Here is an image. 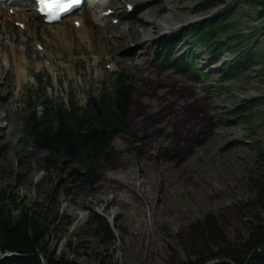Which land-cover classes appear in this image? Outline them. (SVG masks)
Returning a JSON list of instances; mask_svg holds the SVG:
<instances>
[{
	"label": "rangeland",
	"instance_id": "1",
	"mask_svg": "<svg viewBox=\"0 0 264 264\" xmlns=\"http://www.w3.org/2000/svg\"><path fill=\"white\" fill-rule=\"evenodd\" d=\"M108 1L104 0L107 11L103 12L109 15L111 22H116L118 17L107 7ZM206 1L128 0L120 11L125 15V21L140 16L144 19L148 10L155 13L163 9L159 16L173 22L168 33L166 30L155 33L154 44L143 66V79L139 78L135 67L142 58L137 54L139 44H134L130 51L111 54V60L103 50L87 51L86 47V53L71 49L51 55L50 39L40 34L33 40L39 42V50L37 46L36 50L44 53L41 50L45 48L48 53L40 59L33 54L34 61L28 67L22 87L19 86L16 63H1L0 55L4 70L0 86L7 83L6 93L11 94V101L3 102L0 108V188L9 186L13 194L29 198L31 203H40L51 195L55 203L49 204L50 209L74 220L66 230H51L46 239L50 252L56 251L57 256H65L76 264H154L153 258L157 261L155 264H191L198 255L208 258L210 249L217 251L212 242L191 230V226L203 221L206 215L212 214L219 220L223 233L221 241L233 247L248 240L253 226H264V18H260V7L251 0H215V6L197 10ZM229 4L238 7L231 17L234 25L229 28L230 33L244 34L243 44L258 46L247 65L239 71L231 69L236 56L225 38L220 40L223 48L212 60L206 50L193 44L185 35L193 26L225 11ZM28 9L26 12H33L31 5ZM174 10L180 15L174 16ZM142 12L144 14L140 15ZM84 13L83 9L67 22H78ZM20 19L27 22L23 16ZM167 45L171 54L179 56L177 59L189 57L186 62L190 67L187 68V63L180 65V62L174 63L176 60L167 59L164 54ZM96 56H99L98 60ZM120 75L133 88L131 119L118 130L112 142L106 145V152L95 162L96 181L84 179L85 167L79 162L68 161L50 167L45 162L49 152L41 150L26 132L28 94L33 95L31 106H42L48 98L58 105L73 102L84 108L89 97H100L105 88L113 90ZM148 76L154 77L155 83L151 89L142 92L138 83H146ZM166 77L175 79L174 87L169 86L171 82L160 86ZM187 82L201 86L197 87V92L202 96L212 93L215 101L222 105L214 118H204L201 107L194 103L190 93L179 90ZM155 90L162 93L154 95ZM157 112L162 113L168 134L176 133V146L165 154L175 155L182 145L177 156L180 159L178 165L187 160L188 167H194L198 174L191 181L181 178L177 171L168 174L174 189V194L167 198L170 207L159 213L156 223L151 222L150 212L147 216L151 223L150 238L162 258L156 250L152 256L136 260L133 249L140 246L134 243L132 233L139 228L143 217L131 212L117 216L118 208L106 210L105 205L97 204L91 194L105 182V175L117 166L115 163L121 157L117 143L122 136H131L132 144L146 143L144 154L155 152L159 147L155 137L140 134L139 127L134 125L144 119L150 128L151 115ZM38 116H43L42 108ZM228 131L234 135L230 137L226 134ZM191 141L192 148L189 147ZM199 179L206 185L197 184ZM143 182V179L138 182L139 187ZM90 212L106 217L114 230L115 227L121 229L122 233L115 230L117 240L114 245L106 246L94 235L89 226ZM19 215L20 209L15 208L13 216L18 218Z\"/></svg>",
	"mask_w": 264,
	"mask_h": 264
},
{
	"label": "trees",
	"instance_id": "2",
	"mask_svg": "<svg viewBox=\"0 0 264 264\" xmlns=\"http://www.w3.org/2000/svg\"><path fill=\"white\" fill-rule=\"evenodd\" d=\"M214 1L202 3L197 10L215 6ZM251 1L260 7V18H264V0ZM237 8L229 4L225 11L212 20L193 26L185 35L193 44L206 50L212 60L223 48L220 40L225 38L227 46L236 56L231 69L239 71L247 65L258 46L243 44L244 34L230 33L229 28L234 25L231 17ZM169 48L168 45L164 48L167 59L176 60L174 63L180 62V65L187 63V68L190 67L186 62L189 57L177 59L179 56L171 54ZM43 92L46 89L43 88ZM132 92V85L120 75L113 90L105 88L100 97H89L84 108L77 107L73 102L58 105L48 98L42 106H31L33 95L30 93L26 103L29 107L25 117L26 132L41 150L49 152L45 162L50 167L68 161L79 162L85 167L84 179L95 182V162L106 152V145L112 142L118 130L131 119ZM40 108L42 117L38 116ZM54 203L51 195L40 203H31L29 198L13 194L9 186L0 188V264H76L65 256H57L56 251H49L46 239L51 230L61 228L63 231L74 224L72 218L50 209L49 204ZM15 208L20 209L18 218L13 216ZM90 213L89 226L93 228L94 235L100 237L104 245H114L117 240L115 232L122 233L121 229L115 227V231L106 217ZM191 230L217 248V251L209 250L208 258L198 255L191 264L214 261H219L218 264H264V226H253L248 240L238 247L221 241L220 223L212 214L192 225Z\"/></svg>",
	"mask_w": 264,
	"mask_h": 264
},
{
	"label": "bare ground",
	"instance_id": "3",
	"mask_svg": "<svg viewBox=\"0 0 264 264\" xmlns=\"http://www.w3.org/2000/svg\"><path fill=\"white\" fill-rule=\"evenodd\" d=\"M127 2L128 0L108 1L107 7L113 9V15L118 17L116 22H111L110 17L104 14L103 11H107L104 9V0H97L84 7V16L78 22L71 24L67 22L69 19L67 18L63 19L61 23L48 25L35 12H26L28 3L22 0H0L1 63L8 62L10 65L13 62L16 63L19 86L22 87L26 81L28 67L33 64V54L36 55L37 59H40L48 53L45 48L41 50L45 54L40 53L38 51L39 42H33L40 34L43 38L50 39L53 46L51 55L56 52L63 54L64 51L71 49L76 53H86V50L97 52L101 49L104 55L109 56L108 60H111V54L130 51L134 48V44H139L140 51L137 54L142 58L135 67L139 72V78L143 79L145 70L143 66L146 65V55L150 53V48L154 44L155 33L162 30H166L168 33L172 30L173 22L168 18L159 16L160 12L164 11L163 9H158L155 13L148 10L144 19L140 16L125 21V15L120 11ZM144 13L142 12L140 15ZM172 13L174 16L180 15L175 10ZM22 16L26 18V23L20 19ZM57 40L60 42L59 44L56 42ZM36 46L38 50H36ZM27 57L30 59L29 61ZM98 59L99 56H96V60ZM3 74L4 70L0 65V77ZM146 79L147 81L143 85L138 83V88L142 92L151 89L155 83V78L152 76H148ZM174 81L173 77H166L160 86L170 82L169 86H173ZM6 84L4 82L0 86V108L3 102L11 101V94L6 93ZM197 87L201 88V86L187 82L179 90H187L190 93L194 103L201 107L204 118H214L222 110V105L215 101L212 93H207L206 96L199 94ZM157 92L162 93V91L155 90L154 95ZM151 117L152 125L150 128L144 119L139 120L134 126L139 127L140 134L155 137L159 147L155 148V152L144 154L146 143L132 144L131 136H122L117 143V151L121 154L115 163L117 166L105 175V182L96 189L95 193L91 194L97 204L105 205L106 210L112 211L118 208L117 216L131 212L132 215L143 217L139 228L132 233L134 243L140 246L138 249H133L136 260L148 258L156 250L158 257L162 258L155 242L150 238L151 223L147 216L150 212L151 222L156 223L159 213L168 210L170 207L167 198L174 194V189L171 188L168 174L177 171L181 178H187L189 181L198 174L194 167H188L187 160L184 164L178 165L180 159L177 156L181 153L180 147L182 145L178 147L175 155L165 154V151L176 146V133L175 131L171 132L173 136L168 134V128L162 120L161 112L154 113ZM226 134L230 137L234 135L229 131ZM228 135L224 136L229 139ZM192 146L193 141L189 144V147L192 148ZM185 147L187 148V145ZM191 152L195 154V151L192 150ZM141 179L144 182L139 187L138 182ZM196 182L206 185L203 179L196 180ZM111 195L113 198H109ZM144 218L147 219L144 220ZM152 262L155 264L157 261L153 258Z\"/></svg>",
	"mask_w": 264,
	"mask_h": 264
},
{
	"label": "snow or ice",
	"instance_id": "4",
	"mask_svg": "<svg viewBox=\"0 0 264 264\" xmlns=\"http://www.w3.org/2000/svg\"><path fill=\"white\" fill-rule=\"evenodd\" d=\"M75 2V0H73ZM41 11L48 13H55L58 11L66 10L70 7L69 4L65 3V0H41Z\"/></svg>",
	"mask_w": 264,
	"mask_h": 264
},
{
	"label": "water",
	"instance_id": "5",
	"mask_svg": "<svg viewBox=\"0 0 264 264\" xmlns=\"http://www.w3.org/2000/svg\"><path fill=\"white\" fill-rule=\"evenodd\" d=\"M5 256H8V254H6ZM219 262L215 263V264H218Z\"/></svg>",
	"mask_w": 264,
	"mask_h": 264
}]
</instances>
